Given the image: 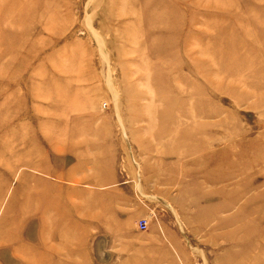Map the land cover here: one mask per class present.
<instances>
[{
    "label": "rangeland",
    "instance_id": "rangeland-1",
    "mask_svg": "<svg viewBox=\"0 0 264 264\" xmlns=\"http://www.w3.org/2000/svg\"><path fill=\"white\" fill-rule=\"evenodd\" d=\"M0 264H264V0H0Z\"/></svg>",
    "mask_w": 264,
    "mask_h": 264
},
{
    "label": "built area",
    "instance_id": "built-area-1",
    "mask_svg": "<svg viewBox=\"0 0 264 264\" xmlns=\"http://www.w3.org/2000/svg\"><path fill=\"white\" fill-rule=\"evenodd\" d=\"M140 228L141 229H144L145 228V222H143V221L140 222Z\"/></svg>",
    "mask_w": 264,
    "mask_h": 264
}]
</instances>
